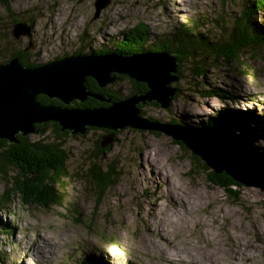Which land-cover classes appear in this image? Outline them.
Instances as JSON below:
<instances>
[{
  "label": "rangeland",
  "instance_id": "1",
  "mask_svg": "<svg viewBox=\"0 0 264 264\" xmlns=\"http://www.w3.org/2000/svg\"><path fill=\"white\" fill-rule=\"evenodd\" d=\"M94 1L10 0V11L0 2V62L24 47L36 64L77 50L107 49L138 22L159 35L202 16L205 22L198 21L197 31L215 40L232 27L242 4L252 0H110L93 18ZM258 15L264 26V9ZM11 16L30 25L29 38H13ZM239 60L242 67L237 60L207 57L202 76L182 65V78L171 83L181 94L165 109L142 104V114L194 128L217 111H241L251 132L244 135L264 153V46L246 49ZM106 86L123 98L133 84L118 75ZM210 89L227 97L213 96ZM253 112L262 120H248ZM93 128L55 140L66 156L64 173L52 186L62 195L60 203L24 204L16 196L9 207L0 203V264L95 263L97 256L103 258L99 264H264V191L240 183L232 191L213 185L205 179L210 168L162 132L119 129L101 153L104 148L96 145L105 131ZM46 130L53 139V126ZM39 137V131L29 135L31 140ZM93 165L99 172L109 166L115 171L114 182L98 201L89 172ZM5 169L0 195L8 178H23L18 168ZM41 234L47 238L37 243ZM161 252L176 253V259L163 261Z\"/></svg>",
  "mask_w": 264,
  "mask_h": 264
},
{
  "label": "water",
  "instance_id": "2",
  "mask_svg": "<svg viewBox=\"0 0 264 264\" xmlns=\"http://www.w3.org/2000/svg\"><path fill=\"white\" fill-rule=\"evenodd\" d=\"M109 3L110 0H95L93 18ZM30 30L25 21H17L12 24L11 34L15 39L29 38ZM177 64L176 57L167 51L129 56L114 52L72 53L35 66H25L14 56L0 63V139L17 142L16 134L36 133V124L49 121L71 135L85 134L90 127L111 131L102 136V148L113 141L116 131L125 127L157 131L182 142L213 172L225 173L242 185L264 191V153L253 145L250 136L231 133L224 123L193 128L139 115L138 105L154 102L164 109L170 106L176 92L170 83L177 78ZM115 75L144 83L146 90L111 101L93 93L85 84L91 78L99 87H105ZM39 94L58 98L61 104L41 103ZM88 97L110 104L94 108L74 106Z\"/></svg>",
  "mask_w": 264,
  "mask_h": 264
},
{
  "label": "trees",
  "instance_id": "3",
  "mask_svg": "<svg viewBox=\"0 0 264 264\" xmlns=\"http://www.w3.org/2000/svg\"><path fill=\"white\" fill-rule=\"evenodd\" d=\"M0 2L5 5L8 11L11 10L10 0H0ZM263 9L264 0H252L247 4H242L240 11L236 14V18L234 19L232 27L228 31H225L223 36L215 40H210V36L203 35L197 31L199 29L197 26L198 21L205 22V17L202 18V16H198V18L192 22H181L172 31L159 35H152L147 25L142 22H138L134 27L122 32L120 38H115L112 47L101 49L99 52L93 50V52H114L123 56H129L145 51L170 52L174 57H176L178 62L175 73L177 77L176 80H180L182 78V65L186 63L191 66L195 76H202V74L204 75L203 67L206 63H203V60L207 57L211 58V60H216L218 58L225 61L237 60L236 65L239 67L242 65V61L239 60V55L241 52L248 48L254 49L256 47L264 46V28H261L264 26H261L258 15L259 12L263 11ZM219 19L221 21L222 18ZM17 21H19L17 18L11 16L10 23L13 24ZM222 37H226V41L222 42V40H220ZM14 56L17 57L18 60L25 66L38 65L28 59L27 48L25 47L21 50L11 53L3 61L9 60ZM117 76L118 75H115V79ZM89 79L90 78H87L85 82L87 88L93 93L102 95L104 98H110L111 101L124 99L132 94L142 93L146 90V85L144 83H137L129 79V81H131L133 84V87L131 88L132 90L129 94H126L122 98L117 96L116 93H112L110 91V86L99 87L96 82L91 84L88 81ZM171 87L176 89V92L172 98L174 99L181 94V89L176 83L171 85ZM209 93H212L213 96H218L221 98L227 97L225 94L220 93L219 89H210ZM37 98L41 103L49 104L53 102L52 99L43 94H39ZM95 99L96 98L91 97L88 99V101H85L84 103L78 102L75 103V105L80 107L88 106L90 108H94L108 106L110 104V102H98ZM229 99H233V96H230ZM235 100L236 99H234V101ZM151 103L158 106V104L154 102ZM138 109L140 116L147 117L151 120H157L142 114L141 105H138ZM233 112L234 111L230 110L217 111L213 117H209L205 122H200L198 124L201 126H211L217 123H224L227 126L235 128L240 134L250 135V129L246 125V121L243 120L246 118V116H242L240 113L241 111L237 113ZM262 118L263 117H259V115L254 114L253 112V114H250L248 120L253 119L256 121L257 119L262 120ZM167 123L185 125L176 123L175 121H169ZM48 124L53 126V139L48 138V134H46V126ZM35 129L36 131H39L40 136L36 140H31L29 138L30 134L23 136L20 133L16 134L15 136L17 142H8L7 140L0 139V145H4L6 147L5 150H0V174L4 177L6 175L5 168L7 166H12L13 168H18L21 171L23 177L22 179L8 178L5 181L6 185L4 187L3 193L0 195V203H2L4 206L9 207L11 199L15 196L19 197L24 204L39 203L41 205H48V202L60 203L61 201V193H58V191L52 186L57 183L59 178L64 173V162L66 156L62 149V143L55 140L59 139L65 134H69V131H60L59 125L51 121L42 124H36ZM91 129L92 127L88 128V130ZM255 129L256 128L253 127L254 132ZM100 130L105 131V134H109L111 132L106 129ZM115 134L116 133L113 134V138ZM252 134L255 135L254 133ZM257 138L259 139V137ZM100 142L101 139L97 140L96 146L98 148H100ZM110 145L111 143H109L106 147H103L104 149H101V153L106 152ZM203 167L206 168L204 165ZM89 172L96 184V201H98L106 188L114 182L113 174L115 171L113 167L109 166L102 172H99L96 170V165H93L91 168H89ZM206 177L213 185L219 186L226 191H232L231 188L239 185L238 182L231 179L225 173L217 174L211 170L210 174H208ZM81 263L95 264L92 262H87L86 260L81 261Z\"/></svg>",
  "mask_w": 264,
  "mask_h": 264
},
{
  "label": "bare ground",
  "instance_id": "4",
  "mask_svg": "<svg viewBox=\"0 0 264 264\" xmlns=\"http://www.w3.org/2000/svg\"><path fill=\"white\" fill-rule=\"evenodd\" d=\"M176 81V80H175ZM171 84V83H170ZM96 128V127H95ZM100 129H102V128H100ZM209 170H211V169H209ZM169 174V173H168ZM167 179V178H166ZM206 179L208 180V178L206 177ZM209 181V180H208ZM210 182V181H209ZM167 186V185H166ZM169 189H170V187H169ZM174 189V188H173ZM178 189V188H177ZM179 192V191H178ZM171 198H172V200H176L177 199V196L174 194V192H172L171 193ZM170 198V199H171ZM172 204V203H171ZM175 208V210L177 209L176 207H174ZM189 210V209H188ZM172 212H175V211H173L172 210ZM123 213V212H122ZM177 215V214H176ZM175 217V216H174ZM177 217H178V215H177ZM161 232V231H160ZM164 232H165V229H162V232L160 233V235H161V238H162V240L163 241H165L167 244H168V242H170V240L168 241V239H166L167 238V236H166V234H164ZM39 234V233H38ZM37 234V235H38ZM208 234V233H207ZM46 238L47 237H44L42 234H41V240H38L37 241V238H36V240H35V242L37 241V243L39 242V241H43V240H46ZM81 242H83V240L81 241ZM161 246V245H160ZM164 247V246H163ZM163 247H161V249L163 248ZM31 248H34L33 246L31 247ZM31 248H29L30 249V251H31ZM162 251V250H161ZM162 253V252H161ZM160 253V254H161ZM90 255H94V254H91L90 253ZM176 253L174 254V253H169V252H165V254H164V252L162 253V256H163V258H162V260L163 261H171V262H173V260L174 259H176ZM209 256V255H208ZM92 258V257H91ZM97 259H98V262L96 261L95 262V264H99V263H102L101 261H102V257L101 256H97L96 257ZM99 259H100V261H99Z\"/></svg>",
  "mask_w": 264,
  "mask_h": 264
},
{
  "label": "flooded vegetation",
  "instance_id": "5",
  "mask_svg": "<svg viewBox=\"0 0 264 264\" xmlns=\"http://www.w3.org/2000/svg\"><path fill=\"white\" fill-rule=\"evenodd\" d=\"M97 52H99V51H97ZM73 53H82V52H80V50H77V51H74ZM64 56H67V55H64ZM64 56H62V57H64ZM62 57H59V58H62ZM58 57L56 58V59H59ZM54 60V59H53ZM49 61H51V60H49ZM48 62V61H47ZM91 84H94V80L93 79H89L88 80ZM95 86V85H94ZM41 95V94H40ZM46 96V95H45ZM102 96V95H101ZM89 98H91V97H88L87 98V100L86 101H88V99ZM50 99H52L53 100V102H52V104H54V105H59V104H61V102L58 100V98H50ZM95 100H97L98 102H99V100L98 99H95ZM85 102V101H84ZM83 102V103H84ZM76 103H78V102H76ZM74 106H75V104H74Z\"/></svg>",
  "mask_w": 264,
  "mask_h": 264
},
{
  "label": "clouds",
  "instance_id": "6",
  "mask_svg": "<svg viewBox=\"0 0 264 264\" xmlns=\"http://www.w3.org/2000/svg\"><path fill=\"white\" fill-rule=\"evenodd\" d=\"M7 61V60H6ZM6 61H3V62H6ZM1 63V62H0ZM87 132V131H86ZM70 134V133H69Z\"/></svg>",
  "mask_w": 264,
  "mask_h": 264
}]
</instances>
